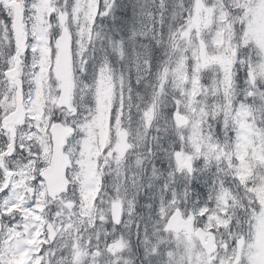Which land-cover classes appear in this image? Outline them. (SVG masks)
Listing matches in <instances>:
<instances>
[{"label": "rangeland", "instance_id": "obj_1", "mask_svg": "<svg viewBox=\"0 0 264 264\" xmlns=\"http://www.w3.org/2000/svg\"><path fill=\"white\" fill-rule=\"evenodd\" d=\"M136 1L141 37L131 55L112 44L116 57L94 46L98 36L87 35L92 26L87 15L100 12L94 5L98 0L23 4L29 37L21 68L27 118L17 127L18 156L9 160L14 172L12 192L7 198L0 196V211L12 220L6 222L0 239L1 260L7 264H29L25 244H41L35 231L39 234L49 220L58 235L55 252H63L58 259L64 264H139L138 255L145 264H234L241 231H247V241L237 264L243 260L264 264V8L249 20L239 9L251 0H230L231 8L224 0ZM115 2L101 0L103 13ZM59 9L66 13L73 66L79 71L73 111L61 109L56 114L74 130L66 146L72 184L67 194L53 201L44 180L39 188L34 181L37 169L41 175L52 154V105L60 87L52 65L61 32ZM12 20L13 9L0 5V130L3 110L16 107V86L4 74L11 65L10 52L12 65L15 53ZM148 40L161 44L162 50L150 51ZM241 46L247 55L244 59H240ZM85 72L90 76L86 96L78 89ZM140 85L152 92L147 100L136 90ZM175 111L189 116L187 126L175 123ZM123 128L132 148L121 158L117 145ZM7 145L0 143V156ZM218 162L235 169L242 178L239 183L256 193L246 215L233 211L237 199L218 185L207 186L209 195L198 207L199 195L187 201L192 175ZM254 166L263 167V174ZM176 176L181 177L172 188L170 180L176 181ZM30 186L35 187L32 193ZM144 198L152 200V209L143 207ZM113 201L124 206L119 225L111 219ZM33 205L37 212L32 211ZM177 207L183 208L185 222L172 232L166 222ZM140 210H147V216L138 217ZM33 220L38 230L32 227ZM199 225L215 230L220 244L227 242L228 247L208 255L195 236Z\"/></svg>", "mask_w": 264, "mask_h": 264}, {"label": "water", "instance_id": "obj_2", "mask_svg": "<svg viewBox=\"0 0 264 264\" xmlns=\"http://www.w3.org/2000/svg\"><path fill=\"white\" fill-rule=\"evenodd\" d=\"M0 1L4 2L8 6L14 7L13 31L15 33V44L17 47L15 54V66L6 71V75L18 83L16 108L2 120L4 129H9L11 132V142L9 144V150L7 151V153L11 155L15 149V124L17 122L24 121L27 114L24 106L23 87L20 79L19 68L21 63V53L26 52L28 49V35L24 28V14L21 2L18 0ZM59 22L62 26V32L56 40L58 46L56 70L61 81V87L60 95L57 99V105L59 107H65L71 111L73 109L72 38L66 24L65 13L62 10L59 12ZM174 119L179 125H186L189 122V118L180 112H176L174 114ZM50 132L53 142L52 156L50 165L43 170L42 176L45 180L49 196L56 199L61 193L67 192L70 185V180L67 175L69 160L65 153V144L67 137L72 133V129L66 126L63 122L57 121L52 124ZM130 148L131 143L128 140L127 129L123 128L119 132L118 151L120 156L124 157ZM9 175H11V173ZM122 213L123 205L120 202H113L112 218L115 223L121 222ZM1 217L2 214L0 213V218ZM184 221V212L180 207H178L169 216L167 220V228L169 230L178 231L183 226ZM195 235L200 240L203 248L208 254H212L217 250L218 243L215 231L207 230L203 226H198L196 228ZM51 239H53L52 236ZM244 241V237H240L238 239L237 253L234 260L235 264L241 257Z\"/></svg>", "mask_w": 264, "mask_h": 264}, {"label": "trees", "instance_id": "obj_3", "mask_svg": "<svg viewBox=\"0 0 264 264\" xmlns=\"http://www.w3.org/2000/svg\"><path fill=\"white\" fill-rule=\"evenodd\" d=\"M23 4H28L30 3V0H20ZM98 4L97 2L94 3L95 8H97V10H100V15L98 16L97 14L94 15H87L88 17V21H91V28L90 30L87 31V35H91L94 34L96 36L99 37V41L94 43V46L97 45V48H104V49H108L110 56L116 57L118 55L117 49L112 47V44H115L117 46H122L123 52L125 50V53H127L129 51V55L132 54L134 47L136 45H138V41L140 39L141 35L138 33V4L136 0H116V2L114 3V5L111 7V9L108 11L107 14L103 13V9L102 7H100V2L101 0H98ZM225 4L228 5L229 8L230 7V0H224ZM0 5L5 9V10H9L3 3H0ZM2 17V16H1ZM51 35V34H50ZM149 43V48L150 51L153 52H157L156 48H161V44L158 45L154 40H148ZM52 44V43H51ZM93 45V44H92ZM92 45L87 47V52L92 50ZM52 49L55 50V48H53L52 45ZM15 50V49H14ZM245 48L243 46L240 47V54H241V58L240 59H244L247 55H243L245 53ZM14 52V51H13ZM24 57L26 56V54L23 55ZM160 57H163V53L160 54ZM11 64H12V53H11ZM54 58H55V53L53 55L52 58V65L54 64ZM90 65V63H89ZM243 66V65H241ZM89 67V66H88ZM245 67V66H243ZM77 71H79L77 68L75 69V74H76V78H77ZM21 77L23 78V69L21 70ZM83 78V82L80 79L79 83H78V89L81 92V90L83 91V95L86 96L87 94V83L90 80V76L87 75V73L85 72V74L82 76ZM81 82V85H80ZM75 87L77 88V80H75ZM14 88V86H13ZM144 86L140 85L136 88V90L141 94V98L143 100H147L150 95H151V90L149 89H145L146 93H147V97H145L143 95L144 92ZM77 93V91H76ZM169 93V90L168 92ZM240 95V94H239ZM46 96V95H45ZM75 96H74V101H75ZM239 99L241 98V95L239 96ZM5 107V106H4ZM53 111H54V115L57 114V112H59V109L55 104L52 105ZM176 109V107L174 108H169L168 111L169 113L172 114V112ZM8 113V109L7 107L3 110V115H6ZM53 115V116H54ZM78 122V119H77ZM74 135L71 136L70 139H72ZM163 139V137H162ZM69 143V142H68ZM157 164H160L163 168V164H161V162L157 161ZM214 170V169H212ZM216 170V182L214 183V185H218L219 187H221L222 189H224L225 193H229L231 195H233L237 201H234L238 203V200L240 197L245 196V191H246V187H244L243 184L239 183V181H237L239 178L237 176H235L234 174L232 175L228 168L226 167L225 164H221L220 166L218 165V167L215 169ZM197 179L192 180L191 182V186H189L191 188V191L195 192L192 193L190 191V195H189V199L190 201H192V199H194L197 195H199V200L197 202V207L199 205V203L202 202L203 197L207 198L209 195V190L207 189V186H212L210 181H208V178L206 175H202L201 172H198ZM181 176H176V181H172L170 180V186L172 188H175V185L178 183L179 179ZM170 179V177H169ZM232 180H236L237 184L235 186V190L232 188ZM238 186V189H237ZM227 199V198H226ZM202 203H205V201H203ZM244 204H245V208L240 209L238 211L239 215H245L247 214V208H248V201L245 197L244 199ZM192 205V204H189ZM143 207L146 209H152V200H149L147 198H144L143 201ZM246 210V212H245ZM141 212L138 213L137 212V216L138 217H146L148 214L147 210H140ZM144 211V212H143ZM245 212V213H244ZM245 217V216H243ZM242 217V218H243ZM136 235H138V237L140 236L139 232H136ZM137 238V237H136ZM139 245V247H138ZM136 245V249L135 252H137V254L139 253V249L141 248L140 243ZM138 247V248H137ZM138 258L140 259V263L139 264H145V260L141 255H138Z\"/></svg>", "mask_w": 264, "mask_h": 264}, {"label": "flooded vegetation", "instance_id": "obj_4", "mask_svg": "<svg viewBox=\"0 0 264 264\" xmlns=\"http://www.w3.org/2000/svg\"><path fill=\"white\" fill-rule=\"evenodd\" d=\"M16 150H15V153H14L13 156L10 157V156L6 155L4 157V159H5L4 165H2V163L0 162V185L2 183L1 179L3 177H6V180H7V171L11 170V168H12V166L9 165V160H12L14 158V156H18V155H16L17 154ZM3 153L4 152H2L1 156L3 155ZM254 169L259 174H263V167L254 166ZM1 194H2V192H0V195ZM2 221H3L2 224H3V230H4L3 233H5V230L7 229L6 228V222L7 221H12V220L10 219L9 216H7V219H3ZM36 230H38L37 227H36ZM39 236L43 240L42 243L41 244H36V245H26L25 251L27 250L28 253L24 254V258L26 259V257H27L28 261H32L33 256L36 255V254L41 253V249L44 248V249H47V251L40 255V260L38 262H34L33 261V264H42V262H44V261H47L48 264H64V263H61V261L58 259V253H60L62 255L63 252L62 251L61 252H55V249H58V247H56V244L58 242L57 231H56L55 238L53 240H51L49 238L50 237V233L47 231L46 228H42V231L39 230V234H36V231H35V237L38 240V242H39ZM51 248H52V250H51ZM53 248H54V250H53ZM28 254H29L30 257L28 256Z\"/></svg>", "mask_w": 264, "mask_h": 264}, {"label": "snow or ice", "instance_id": "obj_5", "mask_svg": "<svg viewBox=\"0 0 264 264\" xmlns=\"http://www.w3.org/2000/svg\"><path fill=\"white\" fill-rule=\"evenodd\" d=\"M107 7H108L107 5H103V8L104 9H106ZM260 8H264V0H251V3L248 4L247 6H241L240 9H239V12L241 14H245L246 13L248 19L250 20L252 18V16H253L254 12L257 9H260ZM249 9H251V11H249ZM98 16H99V12H98ZM7 19L10 20L11 17H8ZM241 31H243V27L241 28ZM36 55L38 56V53ZM34 75H35V72H34ZM9 99H11V97H9ZM0 110H2V109H0ZM9 110H11V109H9ZM60 120H61V117L60 116H57V115L52 116V121H60ZM7 142H8L7 139H5V147L7 145ZM17 148H18V146H17ZM43 179L44 178H43V176L40 175L39 169H37L36 179L34 181V183L37 186V188L40 187V182ZM11 192H12V188H11V185H10L8 189H5L4 190V197L7 198L11 194ZM214 199H215L216 203H219L220 202L219 196L216 197V198H214ZM202 207H203V205H202ZM16 211L20 213L21 217L23 216L22 209H18ZM32 211L37 212L38 209L35 208V206L33 205ZM8 215H9V213L5 212L4 213V216H3V219H7V216ZM12 215H15V213H12ZM207 215L208 214H205V216L203 217L204 220L207 219ZM31 223H32V227L35 228L37 226V223L38 222H36L35 220H33V221H31ZM29 231H31V229ZM13 243H15V241H13ZM9 248H11V244L9 245ZM46 251H47V249L42 248L41 249V253L34 255L33 258H32V261H29V264H33V261L36 259V256L37 255H40V254H43ZM8 255H11V253L9 252ZM0 264H7V261L6 260H0ZM42 264H48V262L47 261H44V262H42ZM241 264H247V261L246 260H243L241 262Z\"/></svg>", "mask_w": 264, "mask_h": 264}, {"label": "clouds", "instance_id": "obj_6", "mask_svg": "<svg viewBox=\"0 0 264 264\" xmlns=\"http://www.w3.org/2000/svg\"><path fill=\"white\" fill-rule=\"evenodd\" d=\"M191 179H193V180L197 179V176L195 175V173L192 175ZM254 195H255V193H249L246 190L245 191V196H242V197L239 198V200H238V207L237 208H234L233 211L234 212H238L240 209L245 208L246 207L245 204H244L245 197L251 198ZM237 222H238V224L239 223H242V220L240 218H238Z\"/></svg>", "mask_w": 264, "mask_h": 264}]
</instances>
